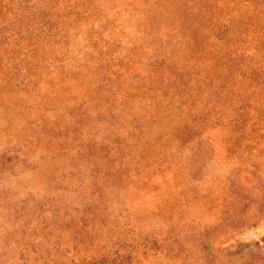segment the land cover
<instances>
[{"label": "rangeland", "instance_id": "1", "mask_svg": "<svg viewBox=\"0 0 264 264\" xmlns=\"http://www.w3.org/2000/svg\"><path fill=\"white\" fill-rule=\"evenodd\" d=\"M0 264H264V0H0Z\"/></svg>", "mask_w": 264, "mask_h": 264}]
</instances>
